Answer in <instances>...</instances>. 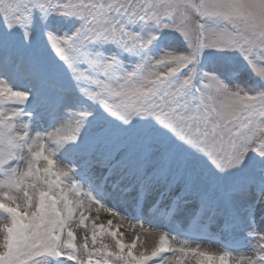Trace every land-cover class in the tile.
<instances>
[{
    "label": "snow or ice",
    "instance_id": "6c2138e0",
    "mask_svg": "<svg viewBox=\"0 0 264 264\" xmlns=\"http://www.w3.org/2000/svg\"><path fill=\"white\" fill-rule=\"evenodd\" d=\"M176 253L264 264V0H0V264Z\"/></svg>",
    "mask_w": 264,
    "mask_h": 264
},
{
    "label": "rangeland",
    "instance_id": "374dc122",
    "mask_svg": "<svg viewBox=\"0 0 264 264\" xmlns=\"http://www.w3.org/2000/svg\"><path fill=\"white\" fill-rule=\"evenodd\" d=\"M247 76L250 77L251 74L247 73ZM10 78L13 80L14 84H16L18 86L21 84V81L19 79L15 78V77H10ZM119 205L120 204H118V203L116 204L117 209L119 211L123 212L125 215L130 216L132 219H138V218L143 219L144 218L142 216H137L133 212L122 210V208ZM86 215H87V213H86ZM125 226L127 228H129L130 231L135 229V228L130 227L129 224H127V223L125 224ZM136 234L137 233H132L131 234L132 236L130 238L124 237L125 243H130L132 239H135ZM81 235H83V233H81ZM231 241H232L231 237L224 236L220 233H208L204 239H200V240H197L196 242L192 243L191 247H193V248L199 247L201 251L207 250L209 252L216 253L218 255L221 251L225 250V245L229 244ZM105 242L107 243L108 241L105 240ZM170 255H172V254H170ZM234 255H236V253H234ZM177 256H179L185 262V264H198L199 257L193 255L192 253H187L185 255H180L179 253H176V254L172 255L173 260Z\"/></svg>",
    "mask_w": 264,
    "mask_h": 264
},
{
    "label": "bare ground",
    "instance_id": "6f19581e",
    "mask_svg": "<svg viewBox=\"0 0 264 264\" xmlns=\"http://www.w3.org/2000/svg\"><path fill=\"white\" fill-rule=\"evenodd\" d=\"M118 204H119V203H118ZM119 206L122 208V210L127 211V210L125 209V207H124L122 204H120ZM109 219H113V223H114V224L117 223V221H116L113 217H111L108 213H106V212H104V211H101V212L99 213V221H98V222H100V223H104L105 226H107V221H108ZM125 224H126V223H125ZM125 224H122V225L119 227V231H121V232L124 233V237H125V238H130V237L132 236V235H131L132 233H137V232L139 231L138 229H134V230L130 231L129 228H127V227L125 226ZM144 239H147V238L144 237L143 235H141V236H140V240H144Z\"/></svg>",
    "mask_w": 264,
    "mask_h": 264
}]
</instances>
